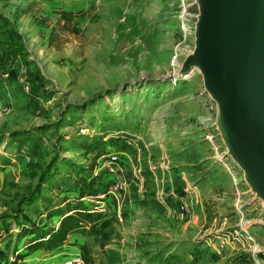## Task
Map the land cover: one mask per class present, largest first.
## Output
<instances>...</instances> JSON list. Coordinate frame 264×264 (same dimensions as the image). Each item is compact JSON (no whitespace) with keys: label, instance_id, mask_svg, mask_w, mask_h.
<instances>
[{"label":"rangeland","instance_id":"obj_1","mask_svg":"<svg viewBox=\"0 0 264 264\" xmlns=\"http://www.w3.org/2000/svg\"><path fill=\"white\" fill-rule=\"evenodd\" d=\"M198 16L195 0H0V264L36 256L26 244L58 225L49 212L78 204L83 178L106 188L100 158L110 152L127 176L128 163L149 182L163 170L174 184L163 190L177 198L185 192L175 182L191 177L208 204L185 238L149 248L131 226L96 219L86 251L73 250L89 264H264V203L228 156L202 75L179 73ZM244 221L255 246L238 237Z\"/></svg>","mask_w":264,"mask_h":264},{"label":"water","instance_id":"obj_2","mask_svg":"<svg viewBox=\"0 0 264 264\" xmlns=\"http://www.w3.org/2000/svg\"><path fill=\"white\" fill-rule=\"evenodd\" d=\"M195 1V48L179 73L202 75L228 156L264 203V0Z\"/></svg>","mask_w":264,"mask_h":264},{"label":"crops","instance_id":"obj_3","mask_svg":"<svg viewBox=\"0 0 264 264\" xmlns=\"http://www.w3.org/2000/svg\"><path fill=\"white\" fill-rule=\"evenodd\" d=\"M199 120L200 122L203 120L202 115ZM160 152L158 157V160L162 161L160 165L167 169V163L171 160H169L167 146H161ZM146 157L149 159V164H152L151 154L149 153ZM128 164L131 167L129 176L122 174V171L119 172L123 191L115 200H109L106 216L111 221L116 222L113 223V226L115 224H119L118 226H131V231L138 235L139 246H144L147 241L149 243L148 248L161 245L163 242L175 241V238H185L188 226H193V223L197 225V214H200L203 207L208 204L205 202L207 196L201 191L200 186L194 184L192 178L185 176V174L183 182H175V185L182 186L185 192L180 198H177L173 191L163 190L165 186L170 188L174 186L173 180L168 184V180L165 176H162L164 174L163 170H157V175H159V177H156L157 181L149 182L148 178L141 176L138 168L136 169L133 163ZM103 181L105 182V180ZM107 185L106 181L105 187ZM179 201H184L189 205L193 216L180 218L178 204H175L176 202L179 203ZM219 206H215L217 208L215 211L217 214L214 213V215L216 214L215 220L222 217L221 214H223ZM85 241L84 234L71 232L67 237V245L59 246L46 251V253L37 250L33 252L32 256H43V259H38V257L34 256L32 259L23 260V262L25 264H38V262L42 264V261L46 262L48 259H57L55 262L66 259L76 254L73 250H77Z\"/></svg>","mask_w":264,"mask_h":264},{"label":"trees","instance_id":"obj_4","mask_svg":"<svg viewBox=\"0 0 264 264\" xmlns=\"http://www.w3.org/2000/svg\"><path fill=\"white\" fill-rule=\"evenodd\" d=\"M79 172L81 173V171ZM79 185H81L79 189V195L77 198H75V202L78 204H75V206L71 207L68 205L64 210H56L55 212L57 214L49 212V214H47V218H52L53 216L59 217L58 225L52 228L39 229L38 236H36L38 238H36L34 241L28 242L25 246L26 249H29L31 252H35L40 249L49 251L59 246L67 245V237L71 232H79L85 234L87 230H91L94 226L88 227V225L94 223L96 219H103L105 221L101 227H107V225L111 223L110 218H108L106 215L90 212V209L81 201L83 197L93 195L96 192H94L93 189V186L97 185L96 178L92 176L89 180L83 178L80 181ZM84 187L93 190H89L88 192H86L84 190ZM67 192H69V190H67ZM39 195L41 194L39 193ZM20 226L34 225L23 221ZM79 248H81V250L83 251H86V247L84 244L80 245ZM80 255L82 256L84 261L89 264L86 256H84L82 252H80Z\"/></svg>","mask_w":264,"mask_h":264},{"label":"built area","instance_id":"obj_5","mask_svg":"<svg viewBox=\"0 0 264 264\" xmlns=\"http://www.w3.org/2000/svg\"><path fill=\"white\" fill-rule=\"evenodd\" d=\"M186 8H183L182 14L180 16L181 22L184 27V31L186 32ZM81 133H85L84 129L79 130ZM206 140L209 145L212 147L214 151V155L219 162L223 163L224 158L220 155L218 151V146L211 135L206 136ZM100 167L101 170L104 172L105 176L108 178V185L102 191H96L93 195L85 196L81 199L83 204L90 209L92 213H99L106 215L108 212L109 200H115L123 191V185L119 178V172L121 171V160L119 155L115 152H110L105 156L100 158ZM191 209L189 205L184 201H179L178 203V214L180 218H186L190 215ZM246 222V221H244ZM242 222L240 226L244 223ZM242 240H246L250 242V245L255 246V241L250 236L249 232L247 231V227H241L239 229V235ZM54 264H87L80 253L74 254L66 259L60 260L55 262Z\"/></svg>","mask_w":264,"mask_h":264},{"label":"bare ground","instance_id":"obj_6","mask_svg":"<svg viewBox=\"0 0 264 264\" xmlns=\"http://www.w3.org/2000/svg\"><path fill=\"white\" fill-rule=\"evenodd\" d=\"M249 225H250V222H249V221L244 222V223L242 224V226H244V228L248 227Z\"/></svg>","mask_w":264,"mask_h":264}]
</instances>
